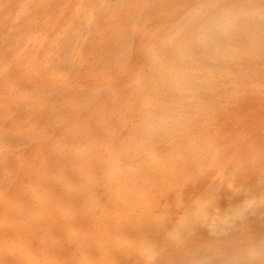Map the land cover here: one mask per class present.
<instances>
[{"label": "bare ground", "instance_id": "bare-ground-1", "mask_svg": "<svg viewBox=\"0 0 264 264\" xmlns=\"http://www.w3.org/2000/svg\"><path fill=\"white\" fill-rule=\"evenodd\" d=\"M34 1L0 0V165L14 140L79 178L15 210L70 217L6 247L34 239L39 264H264V0H46L44 24L18 25Z\"/></svg>", "mask_w": 264, "mask_h": 264}, {"label": "rangeland", "instance_id": "rangeland-1", "mask_svg": "<svg viewBox=\"0 0 264 264\" xmlns=\"http://www.w3.org/2000/svg\"><path fill=\"white\" fill-rule=\"evenodd\" d=\"M45 1L46 0L34 1V3L31 6H29L28 12L21 14L19 16L20 20L17 24L20 25L24 21V19H26L29 15L31 17H34V19H36L37 21L39 20L40 23L44 24L45 18H43V16H42L44 13L42 5L45 6ZM61 3H62V5L67 6V7H73L75 5V4L72 5L74 3V0H62ZM24 15H26V16H24ZM58 17H59V15L54 14L53 20L54 21L56 20L55 22H57V24L59 23V20H60V18H58ZM60 22H61V20H60ZM61 23H59V24H61ZM3 59H4V57L2 56V60ZM127 76H128V74L126 75V77ZM86 80L88 81V82H86L87 83L86 85L92 87L94 80L90 79V78H86ZM100 81L103 82V79ZM124 82H125L124 80L118 79L115 83V87L121 88L124 85ZM101 88L102 87L99 86L98 84L95 85V90H101ZM101 96H102L101 98H104L107 96V94L102 93ZM241 112H242V110H241ZM19 116H20L19 114H16L14 116L16 121L20 120ZM247 119H248V122L245 121ZM247 119H245V117L242 116V120L245 121L244 123H249V121L251 122V119H249V118H247ZM47 120L48 119H46V122H47ZM0 126H1V128H3L2 131L6 132V133H10L9 131H7V129L10 126L8 122L2 121V123H0ZM12 138H13V136H12ZM13 141L11 140L12 144H13ZM16 143L14 142L13 146L11 144L9 150L7 151L9 154L11 153L12 156H11V154L9 156L7 154L8 157L6 156V160H5L6 162H7L8 158L11 160L13 159L14 161L16 160L15 161L16 166L14 165L15 168L12 166L14 164V163L12 164V162L11 163L7 162L6 163L7 165H4L5 163H3L2 167L6 166L5 167L6 169L2 168L0 165V167H1L0 168V175H4L2 178L3 179L2 182H1L2 176H0V188L3 187L2 191H1L2 195H1V199H0V250L2 251V252L0 251V264H30V262H34V264L35 263L39 264V261H40V259H42V256L40 253L35 251L37 245H36L34 239L30 238L28 241H25V243H23V244L11 242V244H12L11 247L7 248L6 244L8 243V241L5 240V237H3V236H6L8 239V236L11 235V236L17 237V236L21 235L22 232L31 233L33 235H38L39 232L46 233V231L49 229L50 223H59L60 224L63 220H65V217H70L71 216L70 214L72 213L71 209H69L68 206H66V205H62V203L57 204V205H53L50 202H48V207L40 209V211H39L40 213L37 214L35 217H33L32 215H29V214L27 216L23 217L22 213H15V210L22 209V208H30L31 202H30L29 198H30V195L34 194V192H35L34 195H36V196H43L44 194H46V198H48L51 201L55 200L56 198H60L62 196V192H64V190L67 187H69V188H67L68 190L72 189V187L70 186L71 185L70 178H72L74 176H77V178H79L78 177L79 174L75 173V175H73L71 170H66L64 172L60 171V168L58 167L57 159H56V157H54V155H52L53 153L51 150H44L42 152V154H39L33 148H31L33 150L27 149L22 154L19 153V155H21L20 156L21 159H20V157L18 158V156H19L18 152L20 151V149L17 147L19 145V143H17L18 144L17 146H16ZM14 149H15L17 154L15 153V151H13ZM10 150L12 152H10ZM30 150L32 152H30ZM13 155L14 156L17 155V157H16L17 159H15L13 157ZM9 159H8V161H11ZM22 160H23V162H22ZM17 162H20V164H21V165H19L20 167L17 166ZM10 164H12V165H10ZM10 167L17 169V171H18L17 167H19V172L18 173H17V171L14 172L13 169H11ZM27 167H29V172H30L29 174H28V170H27L28 168ZM7 169H11V170H7ZM2 170L3 171L5 170L4 174H1ZM26 170H27V172H26ZM3 171H2V173H3ZM24 171L26 172L25 175L29 179L26 178V176L24 175ZM5 175L8 177L6 178ZM60 175H63L66 177L65 182L64 181H62V182L58 181V177ZM24 179H25V182H24ZM27 179L30 181L31 185L33 184L32 187L29 184V181ZM26 181H27V183H26ZM25 183H26V186L30 185L31 193L29 192L30 190H28L29 189L28 186H27L28 189L26 186H25L26 188L23 187L25 185ZM23 188L26 190V193H25ZM40 189H41V191H40ZM37 190H38V192H37ZM27 191H28V194H27ZM10 213H12V214H10ZM71 233L73 235L78 236V239H75V241L77 244L81 245L83 243L81 241V236H83L85 234L76 231V227H73V230ZM1 248H3V250ZM24 249H27V250L29 249L30 255H21L20 253L17 254L16 253L17 251H15V253L11 252V250L24 251ZM70 254H72V251L70 252ZM26 256H30V257H26ZM29 258H30V260H29Z\"/></svg>", "mask_w": 264, "mask_h": 264}]
</instances>
